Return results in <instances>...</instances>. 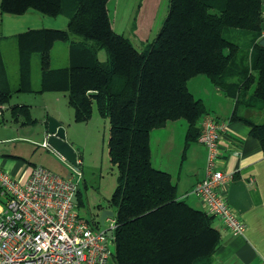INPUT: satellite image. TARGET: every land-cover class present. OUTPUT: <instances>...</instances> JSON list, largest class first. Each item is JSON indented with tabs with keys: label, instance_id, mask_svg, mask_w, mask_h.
<instances>
[{
	"label": "trees",
	"instance_id": "1",
	"mask_svg": "<svg viewBox=\"0 0 264 264\" xmlns=\"http://www.w3.org/2000/svg\"><path fill=\"white\" fill-rule=\"evenodd\" d=\"M108 1L1 0L2 12L67 17L66 28H31L14 36V90L63 91L76 121L88 119L94 103L108 119V156L117 170L107 200L115 212V264H215L220 234L212 224L214 216L179 199L171 175L152 165L150 132L183 119L186 143L197 140L200 119L209 112L187 81L204 75L234 98L231 117L248 123L251 134L264 142V121L237 113L241 105L264 107L261 0H168L156 35L142 49L114 30ZM57 41H68L62 66L51 65ZM101 49L104 60L98 57ZM35 52L39 81L33 89ZM12 91L0 49V102H8ZM11 111L34 121L28 105L13 104Z\"/></svg>",
	"mask_w": 264,
	"mask_h": 264
},
{
	"label": "crops",
	"instance_id": "2",
	"mask_svg": "<svg viewBox=\"0 0 264 264\" xmlns=\"http://www.w3.org/2000/svg\"><path fill=\"white\" fill-rule=\"evenodd\" d=\"M161 3L162 0L136 1L135 15L129 28L130 34H133L130 36L131 41L132 38L139 40L142 47L145 42L150 41L149 37L157 21ZM261 4L263 14L264 0H261ZM162 18L164 17H160L159 22H162ZM54 22L57 20L53 16L43 15L33 10H27L22 14L2 12L0 0V49L5 71L13 89L8 102L2 103L4 108L0 116V166L19 181H24L28 177L31 167L35 164L28 160L21 146L16 143L26 141L34 145L32 125L37 118L31 114V103H27L18 96L23 93H34L39 96L49 92L66 94L63 91L52 90L43 92L14 90L18 82V55L16 51V80L12 81L8 71L9 61L5 58V46L8 41L14 40V36L19 32L31 28H56ZM112 26L115 30L113 21ZM261 34H263L262 30ZM142 47L137 48L142 49ZM197 77L196 75L187 81L188 88L190 81L198 79V86L201 85L198 89L201 94L199 96L212 92L213 100L207 103L203 97L197 98L203 101L210 114L227 122L226 129L220 138V167L224 171L232 172L233 177L222 185L221 191L228 204L246 223L243 234H232L220 218L213 217L212 224L220 234V244L213 253V262L215 264H264V142L251 134L248 123L240 118L231 117L235 107L233 97L226 95L221 87L214 85L208 78L206 80V78ZM32 87L38 88L33 85V77ZM189 90L191 91L190 88ZM192 94L194 95L193 92ZM14 96H17V99L12 100ZM13 104L28 105L30 118L35 122L26 121L20 114L13 115L11 111ZM7 113H9L10 124ZM237 113L256 123L264 121V107L243 105L238 108ZM48 115L49 113L42 117L44 127ZM56 118L65 129L60 117ZM186 131L187 122L183 119L167 121L164 126L152 129L149 139L151 162L154 167L165 170L171 175L179 199L193 207L204 209L201 200L191 190L204 176L205 148L198 140L186 143ZM65 136L76 150L77 159L81 162L75 142L66 134Z\"/></svg>",
	"mask_w": 264,
	"mask_h": 264
},
{
	"label": "built area",
	"instance_id": "3",
	"mask_svg": "<svg viewBox=\"0 0 264 264\" xmlns=\"http://www.w3.org/2000/svg\"><path fill=\"white\" fill-rule=\"evenodd\" d=\"M3 108L0 102V116ZM199 125L204 176L191 192L232 234H243L246 223L221 191L233 177L220 167V138L227 122L207 113ZM43 144L48 147L46 140ZM78 162L66 177L33 165L24 181L0 166V264H107L113 253V236L108 231L115 227L114 216L105 217L104 223L109 224L103 229L99 216L85 217L80 212Z\"/></svg>",
	"mask_w": 264,
	"mask_h": 264
},
{
	"label": "rangeland",
	"instance_id": "4",
	"mask_svg": "<svg viewBox=\"0 0 264 264\" xmlns=\"http://www.w3.org/2000/svg\"><path fill=\"white\" fill-rule=\"evenodd\" d=\"M137 1V0H136ZM135 0H109L108 10L109 16L115 22V30L119 33L130 37V25L134 18L136 11ZM167 0H162L160 12L157 21L153 26L152 33L149 39L151 40L157 33L162 22H159L160 17H165L167 12ZM164 15V16H163ZM57 22H54V27L65 28L67 24L66 17L57 15ZM164 18H162L163 21ZM23 29V28H22ZM132 38V37H131ZM133 43L141 48L139 40L132 38ZM5 58L9 61L8 71L12 81L16 80V48L14 40L6 43ZM67 47L68 41H57L51 49V65L62 66L67 63ZM100 60H104L106 55L103 49L98 51ZM197 78H206L204 75H197ZM32 77L33 85L38 86L39 79V62L38 53L32 56ZM190 81L189 88L194 93V96L203 97L207 103L213 100L212 92L208 94H201L198 89V79ZM24 99L27 103H31V114L37 120L32 125L33 137L35 139L34 145H30L26 141H18L16 144L20 145L22 152L25 153L28 160L39 166H44L61 176H69L73 164L52 148L45 146V127L44 117L48 116L60 117L65 126V134L69 139L75 142L76 147L79 149V156L81 162L78 165L81 172V179L78 184V192L76 199L80 205V212L85 217L99 216L100 208L107 206V200L110 197L116 186V167L110 162L108 156L107 139L109 122L108 119L102 117L97 110L96 104L92 106V113L90 117L84 121H76L74 118L73 108L69 105L66 95L62 92L45 93L43 96L35 95L34 93H23L18 96ZM17 99L14 96L12 100ZM240 107H243L241 105ZM49 108V110H47ZM8 123L10 122L9 113ZM58 119V118H56ZM43 121V122H42ZM10 124V123H9ZM31 128V126H30ZM27 130V128L25 129ZM13 144V143H11ZM109 222L105 221L101 228H107ZM110 234L111 231L109 230ZM107 264H115L112 256L108 258Z\"/></svg>",
	"mask_w": 264,
	"mask_h": 264
},
{
	"label": "water",
	"instance_id": "5",
	"mask_svg": "<svg viewBox=\"0 0 264 264\" xmlns=\"http://www.w3.org/2000/svg\"><path fill=\"white\" fill-rule=\"evenodd\" d=\"M261 30L263 31V34H261L260 38L258 39V43L264 46V11L261 20ZM89 93L93 94L94 92L89 91ZM45 133V140L48 147L52 148L71 164L77 163V152L72 144L67 141L65 129L58 119L53 116L47 117L45 123ZM114 215L115 212L113 209L102 207L100 208L99 221L101 224H103L105 217H113Z\"/></svg>",
	"mask_w": 264,
	"mask_h": 264
}]
</instances>
